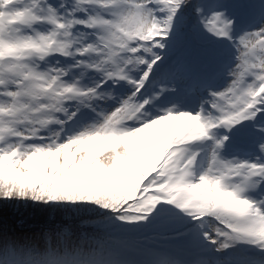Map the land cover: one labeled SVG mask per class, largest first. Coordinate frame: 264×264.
I'll return each instance as SVG.
<instances>
[{
	"label": "snow or ice",
	"instance_id": "1",
	"mask_svg": "<svg viewBox=\"0 0 264 264\" xmlns=\"http://www.w3.org/2000/svg\"><path fill=\"white\" fill-rule=\"evenodd\" d=\"M0 264H264V0H0Z\"/></svg>",
	"mask_w": 264,
	"mask_h": 264
},
{
	"label": "trees",
	"instance_id": "2",
	"mask_svg": "<svg viewBox=\"0 0 264 264\" xmlns=\"http://www.w3.org/2000/svg\"><path fill=\"white\" fill-rule=\"evenodd\" d=\"M21 216L25 219L32 220V219H40L48 214L47 209H35V208H23L21 210ZM92 227L90 225H83L82 232L84 233H91Z\"/></svg>",
	"mask_w": 264,
	"mask_h": 264
}]
</instances>
